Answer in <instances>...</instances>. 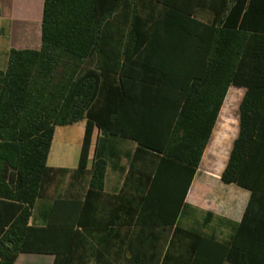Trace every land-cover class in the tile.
<instances>
[{
  "label": "trees",
  "instance_id": "16d2710c",
  "mask_svg": "<svg viewBox=\"0 0 264 264\" xmlns=\"http://www.w3.org/2000/svg\"><path fill=\"white\" fill-rule=\"evenodd\" d=\"M231 86L244 92L220 180L250 196L233 234L220 241L183 229L176 218L181 207L186 213ZM81 121L77 166H49L55 128ZM113 139L136 147L125 177L134 192L119 196L111 263L115 229L86 244L73 228H107L97 205L107 165L118 157ZM224 145L214 153L216 171ZM47 198L44 221L30 223L35 202ZM261 238L264 0H43L40 48L10 49L0 69V264H14L22 252L53 254V264H88L90 257L95 264H264V255L246 247Z\"/></svg>",
  "mask_w": 264,
  "mask_h": 264
},
{
  "label": "crops",
  "instance_id": "0c3cea01",
  "mask_svg": "<svg viewBox=\"0 0 264 264\" xmlns=\"http://www.w3.org/2000/svg\"><path fill=\"white\" fill-rule=\"evenodd\" d=\"M42 8L43 0H0V28L2 31L0 34V41L6 43V46L4 47L0 56L1 70L5 69L6 67L8 52L10 49L40 48ZM229 89L235 90L232 93V97L230 98L226 109L222 112V115H220L225 99L223 101L209 142L205 147L199 166L187 191L185 197V202L187 203L186 213L184 211L185 208L181 207V210L176 218L178 226L182 227L183 229L202 231L207 234H214L220 241L228 240L231 234H233L232 224H237L241 221L250 196L249 190L233 183H223L220 180V175L227 163L232 143L238 133V120L236 135L233 140L230 141V144H228V138L224 137L225 135L222 132L223 130L219 132L217 131L218 125L221 124V126H225V122L231 117V113L235 109L238 110V105L244 92L243 88H236L231 86L229 87ZM239 91H241L242 93L237 101L236 97L239 95ZM56 128L54 131V135L56 133ZM98 135L99 131L96 130V137ZM82 138L83 134L81 137L80 147ZM53 141L54 139L52 140V142ZM113 142H115V144L117 143L116 148L119 151L118 157L109 161L107 165L103 184V192L99 197L100 201L97 205L100 207V212L97 211V216L105 218V221H107V228H101V233L98 234H88L84 229L77 226L73 228V231L77 230L83 234V237H81V242H84L86 244H95V240H101V242H103V240L105 239L104 233L108 232V229H112L113 233L115 229L117 238L114 239L113 234L110 238L112 250L109 259L111 263L115 262L114 240L116 253H118L119 248L118 232L120 231V228L115 227L112 224L113 221L118 220L120 216L119 206L121 205V202L119 196L124 190H127V193L134 192L133 185H129V183L125 184V177L130 164L129 156L134 152L136 147V143L130 140L113 139ZM222 143L225 144L222 149L224 163L221 166L220 170L216 171L213 169L214 153L218 149L221 150ZM94 146L95 143H93L92 145L91 158L94 154ZM208 147V155L205 158V153ZM51 159L52 164H49V166L52 167H65L74 169L77 166L76 164V166L74 167H68L66 166V160H60L54 157ZM90 165L91 160L89 162V166ZM108 169H110V172ZM73 185L74 182L70 179H67L64 187H67V192H74V189L77 187ZM78 188L80 199L83 200V196L86 190V184L83 183L79 185ZM122 196H124L125 198L124 201L126 203L124 204H126V206L128 207L127 204L128 200H130V197L128 195ZM51 202V198L37 200L32 209V218L30 219V223H42L44 221V217L46 216V210L50 206ZM210 215H212V218H210ZM124 229L125 228H123V230ZM126 230H129V227H127ZM107 239L109 238L107 237ZM101 245L103 246V243ZM246 247L252 249V251L258 255H264V238L258 240L255 239L254 241H247ZM249 253L252 252L250 251ZM54 259L55 256L53 254L22 252L18 254L17 258L14 261V264H25V262L28 261H31L34 264H53ZM179 260L180 261H178L177 264L186 263L184 258ZM87 261L88 264H95L92 257L88 258ZM258 262L256 263L258 264ZM207 264H212V262ZM223 264L231 263L224 261Z\"/></svg>",
  "mask_w": 264,
  "mask_h": 264
},
{
  "label": "rangeland",
  "instance_id": "374dc122",
  "mask_svg": "<svg viewBox=\"0 0 264 264\" xmlns=\"http://www.w3.org/2000/svg\"><path fill=\"white\" fill-rule=\"evenodd\" d=\"M6 46L5 42L0 41V56L4 47ZM241 91H239V95L236 97V100L241 96ZM237 120H238V110H234L231 113V117L225 122V126L218 125V132L222 131L227 137L228 144L236 135L237 130ZM84 121L78 122L76 124L64 127H57L56 133L53 137L54 141L52 142L51 151L48 157V165L52 164L51 158H56L60 160H66V166L74 167L77 164L79 150H80V142L81 137L84 130ZM117 147V143L115 144ZM118 151V149H117ZM119 152V151H118ZM121 153V152H120ZM110 172V169H108ZM25 264H34L31 261L25 262Z\"/></svg>",
  "mask_w": 264,
  "mask_h": 264
}]
</instances>
